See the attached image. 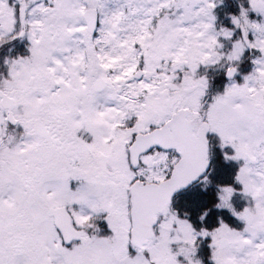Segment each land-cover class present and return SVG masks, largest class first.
Masks as SVG:
<instances>
[{"label": "snow or ice", "instance_id": "6c2138e0", "mask_svg": "<svg viewBox=\"0 0 264 264\" xmlns=\"http://www.w3.org/2000/svg\"><path fill=\"white\" fill-rule=\"evenodd\" d=\"M0 264H264V0H0Z\"/></svg>", "mask_w": 264, "mask_h": 264}]
</instances>
